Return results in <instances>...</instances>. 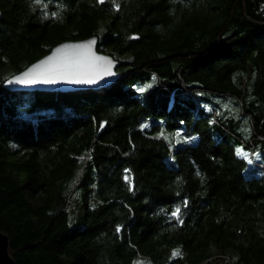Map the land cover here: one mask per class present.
<instances>
[{
  "label": "trees",
  "instance_id": "16d2710c",
  "mask_svg": "<svg viewBox=\"0 0 264 264\" xmlns=\"http://www.w3.org/2000/svg\"><path fill=\"white\" fill-rule=\"evenodd\" d=\"M92 36L113 85L7 89ZM0 232L15 264H264V0H0Z\"/></svg>",
  "mask_w": 264,
  "mask_h": 264
},
{
  "label": "water",
  "instance_id": "95a60500",
  "mask_svg": "<svg viewBox=\"0 0 264 264\" xmlns=\"http://www.w3.org/2000/svg\"><path fill=\"white\" fill-rule=\"evenodd\" d=\"M103 0L100 4H104ZM99 38L92 36L78 42H62L55 45L50 52L35 61L21 72L8 78L6 87L11 91H31L71 94L85 90L104 89L113 85L118 79L116 69L118 62L110 56L98 53ZM31 70V71H30ZM48 75L55 83H29L24 78ZM111 73V75L108 74ZM74 78L92 79L94 83H69ZM18 79L24 82L17 83ZM0 264H15L9 254V238L0 232Z\"/></svg>",
  "mask_w": 264,
  "mask_h": 264
},
{
  "label": "snow or ice",
  "instance_id": "6c2138e0",
  "mask_svg": "<svg viewBox=\"0 0 264 264\" xmlns=\"http://www.w3.org/2000/svg\"><path fill=\"white\" fill-rule=\"evenodd\" d=\"M101 2H103V0H101ZM108 74L111 75L110 72H108ZM24 78L27 79L29 83H55L56 82L53 78H51L48 75H43V77H41V76H30L29 72H26L24 74ZM16 82L22 83V82H24V79H18ZM68 82L69 83H94L95 81L92 79L74 78V79L69 80ZM237 155L242 156L245 159L247 158V153H244L241 150H237ZM178 212H179V209H177L176 212L173 213V215H177ZM173 255L174 256L179 255V252L178 251L174 252Z\"/></svg>",
  "mask_w": 264,
  "mask_h": 264
},
{
  "label": "rangeland",
  "instance_id": "374dc122",
  "mask_svg": "<svg viewBox=\"0 0 264 264\" xmlns=\"http://www.w3.org/2000/svg\"><path fill=\"white\" fill-rule=\"evenodd\" d=\"M180 250V248H177L174 252H177V251H179ZM145 259L144 258H142V257H139L138 258V260L136 261V263H138V264H155V263H153V262H147V263H145ZM135 263V264H136Z\"/></svg>",
  "mask_w": 264,
  "mask_h": 264
}]
</instances>
